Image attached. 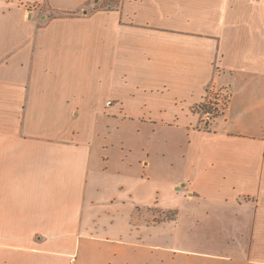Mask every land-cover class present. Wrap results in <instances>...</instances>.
<instances>
[{"label":"crops","instance_id":"crops-1","mask_svg":"<svg viewBox=\"0 0 264 264\" xmlns=\"http://www.w3.org/2000/svg\"><path fill=\"white\" fill-rule=\"evenodd\" d=\"M17 1L0 264H264V0ZM209 84L228 97L202 128Z\"/></svg>","mask_w":264,"mask_h":264},{"label":"rangeland","instance_id":"rangeland-1","mask_svg":"<svg viewBox=\"0 0 264 264\" xmlns=\"http://www.w3.org/2000/svg\"><path fill=\"white\" fill-rule=\"evenodd\" d=\"M224 101L221 98L220 88L209 84L203 99L193 107L191 112V115L197 120L196 126L205 128L211 125L221 115L223 111L221 107L224 105ZM103 132L104 134L109 133L114 143H118L122 139L133 143L135 138H139L136 128L131 127L129 123L121 124L120 121L112 120L109 125L103 127ZM125 150L127 151L128 148L125 147ZM137 152V149L134 150V153Z\"/></svg>","mask_w":264,"mask_h":264},{"label":"built area","instance_id":"built-area-1","mask_svg":"<svg viewBox=\"0 0 264 264\" xmlns=\"http://www.w3.org/2000/svg\"><path fill=\"white\" fill-rule=\"evenodd\" d=\"M16 1H17V0H16ZM18 1H21V0H18ZM18 1H17V2H18ZM21 4H22V3H21ZM24 5H25V7H28V6H29L28 3H26V4H24ZM220 91H221V98L224 99V100H226L227 97H228V93H227L226 90H224V89H221ZM223 107H224V106L222 105V107H221L222 110H223Z\"/></svg>","mask_w":264,"mask_h":264},{"label":"trees","instance_id":"trees-1","mask_svg":"<svg viewBox=\"0 0 264 264\" xmlns=\"http://www.w3.org/2000/svg\"><path fill=\"white\" fill-rule=\"evenodd\" d=\"M171 215H173V214H171ZM167 218H168V219H173V216H170V215H169L168 217H166V219H167Z\"/></svg>","mask_w":264,"mask_h":264}]
</instances>
